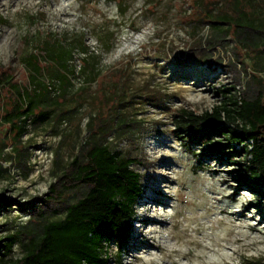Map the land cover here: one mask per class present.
Instances as JSON below:
<instances>
[{"label":"rangeland","instance_id":"obj_1","mask_svg":"<svg viewBox=\"0 0 264 264\" xmlns=\"http://www.w3.org/2000/svg\"><path fill=\"white\" fill-rule=\"evenodd\" d=\"M222 1L235 3L0 0V72L18 87L28 86L21 63L28 53L39 59L45 77L55 71L48 54H71L75 68L63 88L46 84L47 108L42 110L48 111V119L34 124L35 111L20 138L3 119L12 113L21 124L20 112L13 109L15 94L0 90V241L15 238L0 264L22 258L23 245L40 236L42 225L62 219L65 207L84 195L83 187L65 192V170L101 122L109 149L134 159L132 167L141 179L128 248L117 258L112 242L110 264H170L165 250L173 246L182 251V256L171 257L177 264H264V211L254 208L251 183H240L231 172L237 167L225 159L204 155L196 147L185 150L173 134L172 117L179 110L209 111L222 99V89L242 94L250 88L264 101V47L251 50L238 44L233 27L220 42L206 43L214 30L201 18L218 12ZM236 3L247 18L264 25V0ZM199 46L206 51L199 52ZM82 59L89 69L97 65L94 82H87L88 68L78 72ZM114 118L125 120L126 128L112 132ZM163 175L174 180L168 185L164 215L178 230L180 223L188 225L189 213H196L198 247L171 242L165 233L150 235L152 228L141 223L149 215L146 202L162 201L157 192L165 185ZM52 193L56 198L47 201ZM198 203L202 208L193 207ZM167 225L169 232H177ZM195 225H189V232ZM153 242L162 253L151 247Z\"/></svg>","mask_w":264,"mask_h":264},{"label":"trees","instance_id":"obj_2","mask_svg":"<svg viewBox=\"0 0 264 264\" xmlns=\"http://www.w3.org/2000/svg\"><path fill=\"white\" fill-rule=\"evenodd\" d=\"M235 3L220 2L218 12L208 11L201 19L213 27L207 45L218 43L234 28L238 44L251 50L264 47V25L246 17ZM204 21V20H203ZM200 23V22H198ZM197 23V24H198ZM220 26L224 30L220 31ZM110 47L106 46L108 50ZM199 52L206 50L200 46ZM55 71L47 77L36 56L25 54L21 63L27 70L28 86L18 87L12 77L0 72V90L14 92V112H20L17 124L12 113L4 116L5 123L15 128L17 137L26 133V122L35 111L34 124L48 119L46 84H70L74 75L73 58L68 53L48 54ZM97 65L90 66L82 59L79 73L88 68L87 82H94L99 74ZM222 99L202 114L184 109L172 117L173 134L191 151L196 147L204 155L225 159L237 169L231 171L240 183H251L248 191L255 194L254 208L264 211V101L259 92L247 88L242 94L235 88L220 90ZM224 94V95H223ZM228 94V96H225ZM130 127L137 125L129 124ZM125 120L114 118L112 132L122 131ZM106 124L99 123L91 139L82 147L65 170L68 179L65 192L85 188L84 195L65 207L62 219L46 222L40 236L30 238L23 245L24 256L12 264H110L108 248L114 242L117 258L128 248L133 223L134 205L141 195V179L133 169L135 160L121 152H113L106 144ZM131 130V128H127ZM124 133V132H123ZM49 200L56 198L50 194ZM0 241V263L15 238ZM113 264H119L116 261Z\"/></svg>","mask_w":264,"mask_h":264},{"label":"bare ground","instance_id":"obj_3","mask_svg":"<svg viewBox=\"0 0 264 264\" xmlns=\"http://www.w3.org/2000/svg\"><path fill=\"white\" fill-rule=\"evenodd\" d=\"M175 157L173 156V159H174ZM163 177V179H165L166 181H162L163 183L162 184H165L164 186H162V188H161V190L159 191V192H157V195L158 196H161V199H162V201H159V199H151V201L150 202H146L147 204H148V206H146L145 208L147 209L146 211L147 212H149V215H147L146 217H143V219L141 220V223H143V224H146V225H148V226H150L152 229H150L149 230V234L151 235V234H155V235H160L161 233H165V235H166V237L169 239V241H171V242H182L183 244L185 243L186 245H192V246H197L198 247V242H197V240L195 239V234H197V232H198V227H197V225H195V223H196V221L198 220V218H199V216L198 215H196V213H189L190 215H189V217H188V219L187 220H185V222L187 223L188 222V225L187 226H185V225H183L182 223H180L181 224V226H180V228L178 229V230H176L175 229V227H177L178 228V224L177 225H175L174 223L172 224V221L169 223V221H170V219H168L167 217H166V215H164V208H165V206H166V200L167 199H170V194H168V191H169V187H168V185H170V184H173L174 183V180H172V179H170V178H168V179H166L167 177L166 176H162ZM154 185V184H153ZM155 186V185H154ZM160 192H163V194L164 193H167V195H161L160 194ZM163 196V197H162ZM165 197V198H164ZM167 197V198H166ZM145 205V204H144ZM157 206H159V209H157ZM202 206H203V203H198V204H194L193 205V207L194 208H202ZM193 208V209H194ZM182 213V212H181ZM207 214V212H205L204 214L202 213L201 215H200V217L201 216H205ZM180 215V214H179ZM173 217V216H172ZM171 217V218H172ZM207 217V216H206ZM170 218V217H169ZM165 219V220H164ZM175 219V218H174ZM201 219H204V218H201ZM200 221V220H199ZM168 224V225H167ZM190 224H194L195 226L194 227H192L191 229H190V232L192 233L191 235H188V232H189V225ZM166 225L167 226H169L170 227V229L172 228V231H173V229H175L177 232H175V233H172L171 231L169 232V229H167V227H166ZM207 226V225H206ZM161 228L162 230H160V231H162V232H160L159 230H157V228ZM191 227V226H190ZM156 228V229H155ZM201 229V228H200ZM174 232V231H173ZM189 232V233H190ZM199 234V233H198ZM154 235V236H155ZM164 236V235H163ZM168 241V240H167ZM184 244V245H185ZM174 245V244H173ZM182 245V244H181ZM151 247L152 248H155V249H158L159 251H161L160 253H162L163 252V249H161V247L158 245V244H156V243H152L151 244ZM174 247V246H173ZM171 248L170 250H168V252H166V250H165V255H167V257H168V259H169V261H170V264H177L176 262H174L172 259H171V257H172V255L173 254H175L176 256H182V254H181V252L179 251V249L177 250V249H175V248ZM203 250H207L208 249V247H201ZM210 251V250H209ZM167 253V254H166ZM164 255V254H163ZM185 256V255H184ZM186 256H188V254L186 255Z\"/></svg>","mask_w":264,"mask_h":264}]
</instances>
